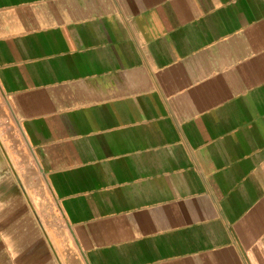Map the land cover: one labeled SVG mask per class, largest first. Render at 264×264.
Segmentation results:
<instances>
[{
  "label": "crops",
  "instance_id": "1",
  "mask_svg": "<svg viewBox=\"0 0 264 264\" xmlns=\"http://www.w3.org/2000/svg\"><path fill=\"white\" fill-rule=\"evenodd\" d=\"M0 122V264H264V0H0Z\"/></svg>",
  "mask_w": 264,
  "mask_h": 264
},
{
  "label": "rangeland",
  "instance_id": "2",
  "mask_svg": "<svg viewBox=\"0 0 264 264\" xmlns=\"http://www.w3.org/2000/svg\"><path fill=\"white\" fill-rule=\"evenodd\" d=\"M8 129L6 123L0 122V143L7 148L9 156L11 158L10 162L14 164L13 173L17 174L22 181H24L26 186V192L28 191L31 201H27V209L31 210L34 204L38 209V202L41 204V209H38V212L42 214L43 217H40V222L43 224L45 221L48 225L49 220V195L47 193V187L45 186L42 175L39 173L34 159L32 158L30 152L27 149V146L22 137L18 136V131L13 123ZM13 127V128H12ZM25 151V152H24ZM21 167L17 169L16 166ZM35 201V202H34ZM53 212L51 213L53 222L52 225H63V221L56 210V206L52 203ZM36 209V210H37ZM56 212V218L54 213ZM40 214V215H41Z\"/></svg>",
  "mask_w": 264,
  "mask_h": 264
}]
</instances>
